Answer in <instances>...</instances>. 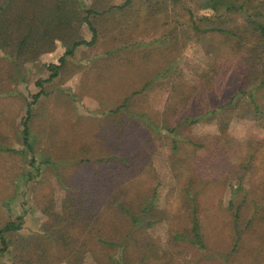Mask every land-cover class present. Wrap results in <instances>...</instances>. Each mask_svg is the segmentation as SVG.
Instances as JSON below:
<instances>
[{
  "label": "rangeland",
  "instance_id": "1",
  "mask_svg": "<svg viewBox=\"0 0 264 264\" xmlns=\"http://www.w3.org/2000/svg\"><path fill=\"white\" fill-rule=\"evenodd\" d=\"M85 1L92 4L96 0ZM105 2L110 3L105 5V11L91 17L97 29L96 42L90 46L77 44L71 55L64 56L65 62L57 76L42 84L39 99L30 105L33 154L47 162L42 164L39 176L28 183L20 180L21 172L30 170L31 165L20 151L23 147L19 131L27 101H31V95L40 90L35 80L40 76L47 78L49 72L46 66L58 63L59 57L72 49L74 43L90 40L91 31L81 14L66 20L63 34L53 39L49 50L23 64L22 80L17 65L0 54V144L17 150H0V227L21 215L22 233H29L39 228L49 216L55 220V217L63 219L65 211L73 213L80 189L93 196L94 189L90 187L93 179L113 174L107 169L100 171L104 169L101 163L106 166L102 161L95 162V165H81L80 159L88 157L93 160L103 154L112 155L109 151L105 152L108 146L117 142L125 148V134L129 132L132 149H139V121L127 128L125 121L128 122L129 115L144 111L158 119L159 127L167 123L172 125L175 116L185 113L183 108L175 113L173 104L179 103V97L172 89L173 84L177 80H191L198 75L197 72L201 77L207 76V62L214 56L213 52L209 55L213 49L207 42L219 45L220 41L193 28L188 9L194 7L198 18L212 12L196 8L198 2L188 0L174 5L168 0H132L122 10L112 6L125 0ZM235 17L231 14L224 21L232 22ZM200 25H204V20L200 21ZM139 37L143 39L142 44H139ZM220 37V45L224 46L226 43ZM152 38L154 40L151 41ZM216 62L223 65L220 56ZM226 63L231 65L230 56ZM146 81L151 83L142 90ZM135 91L139 93L134 94ZM126 98H129L127 106L121 108L118 115L112 116L113 110ZM214 98L210 96L211 101ZM203 102H208L206 96ZM118 127L121 132L117 129V133L113 134ZM215 130L213 122L200 121L182 125L179 134L189 148L191 143H201L206 135L214 134ZM160 131L163 138L157 136L156 140L150 141L147 150L151 166L164 180L159 188L162 198L174 180L169 177L168 153L164 145L172 135ZM229 131L237 152L245 151L252 142L264 140V128L248 119L232 124ZM183 148H180L182 157H190L191 153H185ZM260 150L259 159L263 163L257 159V165H252L250 171L243 175V189L239 191L245 192L248 198L241 207L239 222L243 226L253 215L255 219L242 233L238 246L233 243V219L224 210L228 205L230 186L214 185L202 194L201 199L204 247L199 248L186 239L175 240L170 236L175 229L184 231L186 221H180L178 227L159 217L151 227L149 238V244H154V256L139 261V264H264V142ZM123 151L118 152L115 158L123 157ZM93 153L95 157L91 156ZM119 163L121 168V160ZM139 169L134 189L139 192L141 178L140 189L148 191L153 181L149 174L143 175L142 168ZM119 175L123 177V173ZM79 181L84 183L82 188L75 184ZM172 195H176V191ZM240 196L235 197L236 201L240 200ZM112 249L105 247L104 251L112 252ZM103 261L107 263L108 260L104 257ZM0 263L12 264L10 254L1 255Z\"/></svg>",
  "mask_w": 264,
  "mask_h": 264
},
{
  "label": "trees",
  "instance_id": "2",
  "mask_svg": "<svg viewBox=\"0 0 264 264\" xmlns=\"http://www.w3.org/2000/svg\"><path fill=\"white\" fill-rule=\"evenodd\" d=\"M105 1L96 0L92 5L85 0H0V54L17 65L21 80L23 64L37 59L49 50L53 39L63 34L66 20L81 14L91 31L90 40L74 43L72 49L59 57L58 63L46 66L49 72L47 78L40 76L35 80L40 90L31 95V101H27L26 114L21 120L19 131L23 147L20 151L31 165L30 170L21 172L20 180L23 183L38 177L42 164L47 162L45 159L39 160L33 154L34 142L29 128L30 105L39 99L42 84L57 76L65 62L64 56L71 55L77 44L90 46L96 42L98 34L91 17L105 11V5L109 3ZM168 1L174 5L181 0ZM188 1H196V8L212 12L198 18L194 14V7L189 8L192 27L215 36L220 43L212 45L211 41L207 42L213 49L209 55L212 52L214 54L207 62V76L201 77L197 72L199 76L187 81L177 80L173 84L172 89L179 97V103L173 104L175 113L181 112V108L185 113L175 116L172 125L167 123L160 127L158 119L151 113L139 111L129 115L128 122L125 121L127 128L139 121V149H132V136L130 132L127 135L125 127V148H121L118 142L111 143L112 145L106 146L105 153L109 151L112 155L103 154L100 158L93 153V160L88 157L80 159L81 165H95L102 161L106 166L101 163L100 166L104 169L100 171L107 169L113 174L93 179L90 184L94 189L93 196L80 189L73 213L65 211L63 219L55 217L52 220L49 216L39 228L29 233H22L21 215L6 222L0 227V256L10 254L12 264H139V261L154 256V244H149V238L151 227L158 222L159 217L178 227L180 221H186L184 231L175 229L170 236L175 240L186 239L201 248L204 247L201 234L204 221L202 194L214 185L230 186L229 201L224 210L233 219V243L238 246L242 233L255 219L253 215L243 226L239 222L242 217L241 207L248 200L246 193L239 191L243 189V175L258 163L260 146L264 140L260 143L252 142L245 151L237 152L233 148L229 128L243 119L264 128V0ZM131 2L132 0H125L112 7L122 10ZM231 14L236 16L235 19L225 22L224 19ZM200 19L204 20L202 27ZM220 36L226 43L224 46L220 45ZM142 43L143 39L139 37V44ZM219 56L223 65L215 63ZM229 56L232 59L231 65L226 63ZM164 72L165 70L161 75ZM150 83L151 81H146L142 90ZM211 95L215 96L213 101L210 99ZM204 96L207 97L206 103L203 102ZM128 100L126 98L111 115H118V111L127 106ZM200 121L213 122L216 126L215 133L206 135L201 143H191L186 148L184 137L179 134L180 127ZM117 129L121 132L118 127L113 134L117 133ZM160 130L172 135L171 140H165L164 145L168 153L169 177L174 180V184L162 198L159 188L164 180L158 175V170L151 166L153 164L147 150L150 141L156 140L163 133ZM148 136L151 138L148 139ZM182 146L185 147V153H191L190 157H182ZM0 150L17 151L2 144ZM122 150L124 156L115 158ZM119 160L123 165L121 168ZM260 162L263 163L262 160ZM138 168H142L143 175L149 174L153 181L148 191L140 189L141 178L139 192L134 189L137 187ZM120 173H123L122 178ZM75 184L81 188L84 186L81 181ZM173 191H176V195H172ZM238 194L242 197L236 201ZM105 247H112V252H105ZM104 257L107 258V263H104Z\"/></svg>",
  "mask_w": 264,
  "mask_h": 264
}]
</instances>
